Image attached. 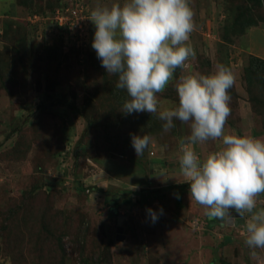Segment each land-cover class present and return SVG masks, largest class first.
<instances>
[{
  "label": "rangeland",
  "instance_id": "obj_1",
  "mask_svg": "<svg viewBox=\"0 0 264 264\" xmlns=\"http://www.w3.org/2000/svg\"><path fill=\"white\" fill-rule=\"evenodd\" d=\"M117 2L0 0V264H264V249L245 244L247 211L227 223L209 218L189 189L139 195L186 183L179 161L191 129L177 120L164 132L158 113H123L130 98L91 47V11ZM189 6L196 56L157 94L158 112L178 104L182 78L223 64L235 77L224 134L264 139V65L254 60H264V0ZM55 99L76 110L51 106ZM144 134L152 142L137 156L131 137ZM189 146L205 159L222 143Z\"/></svg>",
  "mask_w": 264,
  "mask_h": 264
},
{
  "label": "clouds",
  "instance_id": "obj_2",
  "mask_svg": "<svg viewBox=\"0 0 264 264\" xmlns=\"http://www.w3.org/2000/svg\"><path fill=\"white\" fill-rule=\"evenodd\" d=\"M95 31L91 47L108 74L118 76L117 89L126 90L129 100L123 113H158L163 131L180 121L190 125L191 134L181 140L180 171L192 198L207 209L206 215L233 223L250 213L245 244L264 249V208L257 197L264 193V139L225 135L231 114L229 90L235 83L232 71L218 64L213 74H195L176 84L178 104L158 112V97L177 68L196 53L190 45L194 30L189 0H124L90 13ZM220 140L222 147L201 159L189 145ZM152 142L150 135H132L137 156ZM159 213L163 214L160 208ZM153 222L157 212L146 209ZM253 254H255L253 252Z\"/></svg>",
  "mask_w": 264,
  "mask_h": 264
},
{
  "label": "trees",
  "instance_id": "obj_3",
  "mask_svg": "<svg viewBox=\"0 0 264 264\" xmlns=\"http://www.w3.org/2000/svg\"><path fill=\"white\" fill-rule=\"evenodd\" d=\"M254 23L252 22V18H249L247 20V25L246 26H251L253 25ZM254 60H256L257 62L261 63L262 65H264V60H261L257 57H254ZM51 106H58V107H63V108H66V109H70V110H76L74 109V107H72L71 105H69L66 101L62 100V99H55L52 103H50ZM43 106H40V107H37V110L39 109H42ZM81 115V113H80ZM82 116V115H81ZM84 117V116H83ZM85 118V117H84ZM30 119V115L27 116L14 130L11 131L10 135L11 134H14V133H17V132H20L22 130V127L28 123ZM86 122H87V126L85 127V130L84 132L81 134V136L79 137V140L77 141L75 147H74V156H75V159L78 155V152H79V148L83 142V139L85 137V135L87 134L88 132V121L87 119L85 118L84 119ZM80 191L82 192H85V191H89V190H94L93 188H89V189H85L84 187L80 186ZM189 189V185L187 183H183V184H180V185H170L168 187H163V188H160V189H154V190H147V191H140L139 195H142V194H149V193H155V194H160V193H168V192H176V191H182V190H187ZM124 195H129L130 194V191H125L123 192ZM110 215H114V213H110ZM62 250V249H61Z\"/></svg>",
  "mask_w": 264,
  "mask_h": 264
},
{
  "label": "water",
  "instance_id": "obj_4",
  "mask_svg": "<svg viewBox=\"0 0 264 264\" xmlns=\"http://www.w3.org/2000/svg\"><path fill=\"white\" fill-rule=\"evenodd\" d=\"M235 215L237 216L239 214H235ZM122 218H124V217H121V216L118 217V224H119V226L121 224ZM236 222L238 223L239 221H236ZM119 226L117 227V235H116V241H118V242H120V241H122L124 239V236L121 234L122 229Z\"/></svg>",
  "mask_w": 264,
  "mask_h": 264
}]
</instances>
